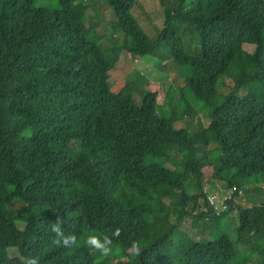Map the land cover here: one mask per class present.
Segmentation results:
<instances>
[{
    "label": "trees",
    "instance_id": "obj_1",
    "mask_svg": "<svg viewBox=\"0 0 264 264\" xmlns=\"http://www.w3.org/2000/svg\"><path fill=\"white\" fill-rule=\"evenodd\" d=\"M56 1L0 0V264H264V201L236 200L215 216L236 212L234 241H195L180 229L183 216L214 217L204 186L244 192L264 183V0H179L155 40L130 12L135 0H104L124 35L108 49L86 25L81 0ZM183 24L200 56L185 53ZM123 50L166 51L179 91L207 110L208 125L193 134L181 125L173 88L167 116L154 97L134 102V81L113 92L107 73ZM211 145L217 158L198 152ZM39 168L48 170L37 179ZM159 170L164 179L151 182ZM12 201L22 208L9 211ZM58 216L75 245L53 242ZM89 236L109 237V255L96 250V260Z\"/></svg>",
    "mask_w": 264,
    "mask_h": 264
},
{
    "label": "rangeland",
    "instance_id": "obj_2",
    "mask_svg": "<svg viewBox=\"0 0 264 264\" xmlns=\"http://www.w3.org/2000/svg\"><path fill=\"white\" fill-rule=\"evenodd\" d=\"M56 0H36V6L56 7ZM179 0H135L130 12L140 29L145 33L148 39L155 40L161 31L165 18V10L176 7ZM79 6L83 19L89 27H93L98 36V43L102 49H108L115 41L122 42L124 35L119 33L114 27L111 20L110 7L104 0H81ZM70 10V9H69ZM78 8L70 10L71 13L77 12ZM186 24L181 27V35L184 42V51L190 56H200L201 48L194 43V33L192 28ZM180 71L177 64L171 56L163 51L154 56L134 57L127 51H122L115 66L107 73L108 81L113 92H118L129 81L135 82V92L133 94L134 102L138 103L143 95L155 99L158 111L164 116L168 115L167 107V90L174 89L175 96V112L182 121L181 125L186 127L190 134L204 128L208 125L207 110L198 108L197 102L193 97H186L180 91L183 85L180 78ZM77 108H70L68 114L70 117L76 115ZM178 126V125H177ZM180 126V125H179ZM198 152L208 155L211 159L218 157L220 151L214 146L199 148ZM47 168H39L35 172V177H42ZM149 177L151 182H158L164 179L162 171H150ZM188 176L186 186L189 193H194L196 188ZM153 180V181H152ZM215 200V199H214ZM264 201V183L254 186L247 185L244 193L237 198V204L242 206H254ZM220 204L219 202H216ZM20 201H12L8 204L9 211H17L22 208ZM230 207L227 206V210ZM205 211L206 208H203ZM214 217H205L199 219L196 217L183 216L180 220V229L188 234L193 240L198 241L212 238L215 235L220 236L226 234L235 240L236 233V212L233 211L229 215L222 217L220 213H212ZM231 217L234 220H231ZM246 222V219H245ZM17 228H21L20 222L16 223ZM242 247L241 243L237 244ZM96 260L100 256L94 248L89 247ZM12 254V252L10 251Z\"/></svg>",
    "mask_w": 264,
    "mask_h": 264
},
{
    "label": "clouds",
    "instance_id": "obj_3",
    "mask_svg": "<svg viewBox=\"0 0 264 264\" xmlns=\"http://www.w3.org/2000/svg\"><path fill=\"white\" fill-rule=\"evenodd\" d=\"M63 220L58 216L55 222H52L51 230L53 233H55L54 243L58 246L62 245L65 247H70L76 244V237L74 235L68 234L65 235L63 228ZM120 229L117 228L113 232V236L118 237L120 234ZM111 239L107 236L101 240L97 236H89L86 240L87 246L94 248L95 250L99 251L102 255H109L111 252ZM133 248H136L137 251H139V244L138 242H133L132 244ZM31 264H35V260L33 259L31 261Z\"/></svg>",
    "mask_w": 264,
    "mask_h": 264
},
{
    "label": "built area",
    "instance_id": "obj_4",
    "mask_svg": "<svg viewBox=\"0 0 264 264\" xmlns=\"http://www.w3.org/2000/svg\"><path fill=\"white\" fill-rule=\"evenodd\" d=\"M207 208L211 213H221L227 211V205L234 203L238 197H240L244 192L242 189H225L221 185H216L215 188H209L207 186L203 187ZM214 192H222L224 195V204H217L214 200Z\"/></svg>",
    "mask_w": 264,
    "mask_h": 264
},
{
    "label": "bare ground",
    "instance_id": "obj_5",
    "mask_svg": "<svg viewBox=\"0 0 264 264\" xmlns=\"http://www.w3.org/2000/svg\"><path fill=\"white\" fill-rule=\"evenodd\" d=\"M214 199H215V201L217 200L216 202H219L220 204H224V203H223V200H224V199H223L222 196H220V195H216V196H214Z\"/></svg>",
    "mask_w": 264,
    "mask_h": 264
}]
</instances>
